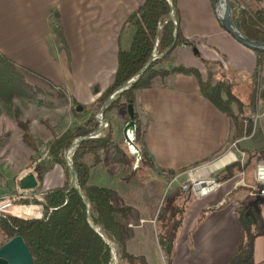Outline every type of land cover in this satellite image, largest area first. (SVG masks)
Returning a JSON list of instances; mask_svg holds the SVG:
<instances>
[{"label": "crops", "instance_id": "1", "mask_svg": "<svg viewBox=\"0 0 264 264\" xmlns=\"http://www.w3.org/2000/svg\"><path fill=\"white\" fill-rule=\"evenodd\" d=\"M143 2L0 0V54L24 71L31 81L35 78L51 82L57 88L64 87L62 89L81 108L94 109L114 80L122 26ZM176 6L181 34L197 54H193L192 47L179 45L170 54V65L194 68L205 81L211 73L206 71L204 61L209 66L218 62L222 66L218 74L229 75L226 80L233 88L236 80H252V85H259L254 73L255 53L221 27L210 0H177ZM55 35H59L57 41ZM133 107L143 126L139 144L153 163L149 170L162 177L173 175L172 182L179 184L182 190L192 178L203 179L196 173L208 164L222 170L234 163L241 166L250 163V159H238L231 151L239 140H235V124L201 95L198 80L192 75L175 74L167 86L155 85L136 92ZM99 111L104 114L102 107ZM258 149L254 148V152ZM103 153H98L100 162L90 166L89 182L113 190L115 196L123 200L122 206L131 209L129 218L136 224L144 221L132 240L125 243L128 252L143 255L148 264L165 263V253L157 245L154 227V220L162 209L155 208L147 215L138 202L134 209L130 207L129 201L132 205L137 201L134 195L138 190L133 182L137 177L130 182L134 188L128 187L102 162ZM231 155L237 161L233 162ZM258 156L260 159L261 155ZM257 159L252 180L247 181L242 171L243 176L238 173L222 179L219 188L207 196L196 197L191 192L180 208L175 221L177 227L170 232L174 235L170 264L229 263L242 234L237 208L248 201H240L236 193L244 188L248 198H256L250 194ZM119 167L122 170V165ZM193 169H196L193 176L184 175ZM38 179L36 177L37 188L42 189L44 182V192L64 184L56 174L51 184ZM148 223L153 224V228L150 229ZM253 253L255 264H264V235L255 240Z\"/></svg>", "mask_w": 264, "mask_h": 264}, {"label": "trees", "instance_id": "2", "mask_svg": "<svg viewBox=\"0 0 264 264\" xmlns=\"http://www.w3.org/2000/svg\"><path fill=\"white\" fill-rule=\"evenodd\" d=\"M251 1L261 4L263 0ZM172 2L177 25L175 42L173 40L174 24L169 20L171 7L166 0H144L143 4L127 17L118 39L119 49L114 80L98 102L105 103L109 96L125 83L137 78L126 90L116 95L108 109L134 106L136 92L155 85L167 86L170 78L175 74L192 75L198 80L201 95L226 114L235 124V130H238L239 122L237 121L240 118L246 121L247 119L243 116L238 118V114L242 113L244 107L233 93V86L228 80L213 82L209 76L204 81L194 68L170 65V54L175 47L182 44L194 47L181 34L177 0ZM230 4L232 20L240 24V33L250 39L264 42V7L254 9L249 7L245 0H231ZM159 25L162 26L159 27ZM253 52L256 55L255 76L258 77L261 74L264 80V53ZM154 53L165 54L141 73ZM204 62L209 64L207 61ZM36 94L37 89L27 80L25 72L0 54V101L10 104L13 100H32ZM259 98L264 100V89H260ZM129 121L128 118L126 124ZM133 121L135 123L133 142L138 147V153L134 155V163L137 170H149L153 167V163L151 157L139 144L143 126L135 111ZM90 123L93 125L92 131L83 136L97 130L98 123L95 119H88L86 124ZM245 127L246 135L250 136L251 122L246 123ZM75 138L77 135L70 130L58 137L53 136L46 144L45 161L65 169L63 153ZM112 143V133L108 130L101 137L81 141L72 157V165L76 171L78 185L87 197L93 224L115 240V252L120 249L117 243L121 245L119 264H148L143 255L128 252L123 241L124 226L116 220L117 217L127 218L131 214V209L115 204L113 190L89 182L90 166L84 162V159L91 156L92 165H97L98 153L106 151ZM246 164L241 166L239 163H234L229 166V170H244ZM70 187L65 170L63 186L44 192L43 202L36 200L24 202V204H37L42 207L43 215L39 220L13 219L0 215V233L4 239L0 246L15 237H20L31 254L34 264H109L110 249L88 224V209L83 198ZM253 202L248 200L237 208L242 234L238 248L228 264H255L254 243L258 237L264 235V218L258 202L256 204ZM8 213L16 218L32 216L35 211L29 207H22L12 208ZM168 219L167 212L160 210L154 220V227L157 245L162 253L169 256L168 264H170L174 235L165 234ZM128 234L127 237L132 232L128 231Z\"/></svg>", "mask_w": 264, "mask_h": 264}, {"label": "rangeland", "instance_id": "3", "mask_svg": "<svg viewBox=\"0 0 264 264\" xmlns=\"http://www.w3.org/2000/svg\"><path fill=\"white\" fill-rule=\"evenodd\" d=\"M245 1L249 7L254 9L264 7V0L261 4L253 3L251 0ZM58 36L55 35V41L58 40ZM204 65L206 66V71L211 73V79L213 81L229 78V75L226 73L221 74L220 72L218 74L217 70H220L222 67L220 63L216 62V64L210 65L212 67L205 63ZM262 77L261 74L258 76V86L254 82L252 85V80L248 82L236 80L235 88H233V91H235L234 94L244 107L242 113L238 114V118L243 116L247 121L241 118L237 121L239 124L237 125L238 130H235V140H239L234 143L235 146L231 148V151L237 154L238 159L241 158L242 160L246 157V161L250 158V163L247 164L245 170H241L240 172L237 169H230V171V165L221 170L215 164H208L196 173L197 176H202L201 178L203 179H216L217 182L221 183L222 179H228L244 171V178H247V181L252 180L253 166L259 157L258 155H261L260 159H264V100H260L259 98L260 89H264V80H262ZM27 80L30 79L28 78ZM31 83L37 89V94L32 100H13L10 104H5L0 101V201L10 199L16 192L19 180L28 173H33L35 178H39L38 180L43 179V181H47V184H51L54 182L53 175L55 174L61 182L64 181L66 170L69 179L70 167H67L66 163V168L64 169L60 165H51L45 161L46 144L53 136L58 137L67 130L72 131L74 135H77V138L78 136H83L91 132L93 125L91 123L86 124V122L88 119L99 117L105 120L106 123L99 137L103 136L105 131L108 130L112 133L113 141L112 145L106 151H103L104 158H102V162H105V165L109 167L111 174L118 175L119 179L126 183L128 187L134 188L136 185L135 188L137 187L138 192L134 195V198L137 201H133V205L129 201L130 207L134 209L136 202H138L143 205L147 215L149 211L155 208L167 212L169 219L165 234L170 236L171 230L177 227L175 221L179 218L180 208L188 196L191 195V192H183L179 184L172 182L173 175L162 177L155 175L148 169L141 171L136 169L134 163L135 153L125 143L122 132L129 118L127 108L113 107L108 109L110 103L116 98L115 96L110 103L106 104L103 110L104 114H101L99 113V109L106 102H98L94 106V109L92 107L81 108L82 106L80 107L79 104L75 103L67 95L66 91L62 89L64 87L57 88L51 82L45 83L35 78H33ZM77 107H80L82 111L78 112ZM95 121L97 122L98 120L95 119ZM248 122H251L252 134L250 136L246 135L245 126ZM117 126H120L121 129ZM97 127L98 130L101 124L98 123ZM258 147L260 149L254 152V148L257 150ZM91 160L92 157L88 156L84 159V162L89 166H93ZM119 165H122V170ZM133 177L137 178H135L136 181H133L135 185L131 186L130 182ZM44 187L45 184L43 182L42 189ZM42 189L37 188L34 190L35 195L40 194V192L44 193ZM247 194V190L244 188L236 193L240 201L255 200L248 198ZM24 202H20L19 204L26 206L33 205L24 204ZM122 202L123 200L116 195L115 204L122 205ZM258 204L264 218V204ZM129 217L127 216V218ZM123 218L127 219L126 217ZM147 225L150 229L151 227L153 228V224L148 223ZM3 240V236L0 233V243ZM117 244L120 248L118 251L120 253L121 245L119 243ZM168 262L164 263L161 261V264H168Z\"/></svg>", "mask_w": 264, "mask_h": 264}, {"label": "water", "instance_id": "4", "mask_svg": "<svg viewBox=\"0 0 264 264\" xmlns=\"http://www.w3.org/2000/svg\"><path fill=\"white\" fill-rule=\"evenodd\" d=\"M166 1L171 7L169 20L172 21V23L174 24L173 40L175 42L177 38V34H176L177 25L174 15V6L172 0H166ZM210 1L213 6L214 13L218 23L229 35H231V37H233L235 41H237L239 44L243 45L248 49H251L253 51H261L264 53V42L250 39L240 33V24L232 20V8L230 4L231 0H210ZM193 53L197 54V50L195 48H193ZM164 54L165 53L160 55L153 54L151 60L144 67L141 73H143L154 61L160 59ZM136 80L137 78H133L129 80L119 90L111 94L109 98L106 100L105 105L102 107V111L105 109L106 104L110 103V101L119 92L126 90L128 86L134 83ZM77 111L80 112L81 108L77 107ZM127 112L130 121L123 128V138L125 143L128 145L129 149H131L133 153L136 154L138 153V147L133 142V137L135 134V123L133 121L134 107L132 105H128ZM96 119L98 120V123L101 124V127L90 135L74 139L64 151V160L67 167H70L69 170V174H70L69 179L71 184L70 189L76 190L79 193V195L83 198L84 203L88 209L87 222L90 225V227L93 229V231L103 239L104 243L110 249L111 257L113 258L116 248L115 240L112 237L108 236L106 233L102 232L99 228H97L93 224V220L89 214V204L87 201V197L83 194L80 186L78 185L76 171L72 165V160H71L72 155L74 154L75 150L77 149L81 141L85 139L98 138L103 132L106 124L105 120L100 119L99 117H97ZM71 167L74 168V172L71 171ZM18 185L21 190L34 191L38 187V182L33 173H28L19 180ZM258 201L264 203V199L260 197H256L253 203L256 204ZM0 264H34V263H33V258L29 253L27 247L25 246L23 240L20 237H15L10 241L6 242L5 244H3L2 246H0Z\"/></svg>", "mask_w": 264, "mask_h": 264}, {"label": "built area", "instance_id": "5", "mask_svg": "<svg viewBox=\"0 0 264 264\" xmlns=\"http://www.w3.org/2000/svg\"><path fill=\"white\" fill-rule=\"evenodd\" d=\"M162 25H159L161 27ZM186 47V45H184ZM232 156V155H231ZM233 162L237 161L235 156L232 157ZM196 169L189 170L186 172V175L193 176V173ZM220 186L219 182L216 181V179H195L192 178L189 180L187 185L183 186L184 191H190L192 192L196 197H204L218 189ZM251 196H256L264 199V159H259L256 164V169L254 172V186L253 191L250 194ZM44 193H40L38 195H35L34 191H24L19 188V185L16 188V192L12 195L10 199H3L0 201V215L7 216L13 219H22V220H39L42 218L43 211L42 207L37 204H33L30 206L19 204L20 202L24 201H32L36 200L39 202H43ZM22 207H29L32 208L35 213H32V216L29 217H12L9 215V210L12 208H22ZM116 220L124 226L125 232L123 235V241L124 243H127L128 241H131L133 238V234L138 229H141L143 227L144 221H139V223H135L130 218L124 219L123 217H117ZM128 231H131L132 234H130L129 237H127ZM169 256L165 255L164 260L168 262ZM165 262V263H166ZM120 263V253L114 252L113 258L111 257V260L109 264H119Z\"/></svg>", "mask_w": 264, "mask_h": 264}, {"label": "bare ground", "instance_id": "6", "mask_svg": "<svg viewBox=\"0 0 264 264\" xmlns=\"http://www.w3.org/2000/svg\"><path fill=\"white\" fill-rule=\"evenodd\" d=\"M71 171H72V172H74V169H73V167H71ZM115 250H116V248H115Z\"/></svg>", "mask_w": 264, "mask_h": 264}]
</instances>
